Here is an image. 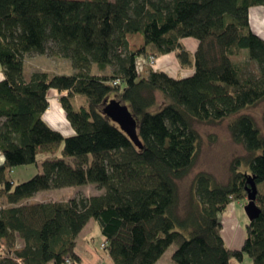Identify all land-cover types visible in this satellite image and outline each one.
Returning a JSON list of instances; mask_svg holds the SVG:
<instances>
[{"label":"trees","instance_id":"1","mask_svg":"<svg viewBox=\"0 0 264 264\" xmlns=\"http://www.w3.org/2000/svg\"><path fill=\"white\" fill-rule=\"evenodd\" d=\"M257 7L264 0H0V264H77L76 239L91 220L113 264H156L171 245L172 264H242L245 256L264 264V135L241 114L264 101V39L249 17ZM137 35L144 44L132 50L128 37ZM185 39L198 42L193 55ZM171 53L193 73L175 78L150 66ZM48 54L70 61L72 73L25 78V58ZM50 91L61 94L69 136L44 119ZM113 93L136 120L141 149L102 113ZM76 96L86 99L78 110ZM231 117L232 139L247 157L231 165L225 185L197 174L181 209L178 181L200 140L194 124ZM39 152L49 155L41 172L15 185L11 171L36 164ZM249 176L261 212L232 249L221 216L247 198ZM85 185L101 193L32 201Z\"/></svg>","mask_w":264,"mask_h":264},{"label":"rangeland","instance_id":"2","mask_svg":"<svg viewBox=\"0 0 264 264\" xmlns=\"http://www.w3.org/2000/svg\"><path fill=\"white\" fill-rule=\"evenodd\" d=\"M253 26L256 27V29L261 28L257 24ZM253 26L251 28L252 30H253ZM263 37H264V33H263ZM128 41H129L130 49L132 50L139 49L144 44L143 39L140 35L129 36ZM157 59H155V63H157L156 62ZM234 60L237 64L240 65L246 64V51L240 53V55H238ZM165 64L166 66H168V68H170V70L166 69L165 73L168 72L167 74L172 77H174L176 73H178L179 77L181 76L182 72H179L180 68L177 66L178 64L175 60L173 61V63H171V60L167 59ZM182 70L185 71L184 69ZM35 72H48L50 74L67 75L72 73V67L70 61L66 59H62L60 57H52L49 54L27 56L24 61L25 78L28 79L30 75ZM94 72L99 73L96 68H94ZM156 95H157L158 104H161L162 103L161 96L159 94ZM49 96H50L49 99L51 100L50 105L52 106L53 102L57 104L59 108L58 113L60 114V116L59 114H56L54 110H50L47 115L48 116L47 119L49 120V117H51L52 119L55 118L54 121L58 120V124L56 125L57 130H59V132H61L65 137L71 135L72 133L71 128L65 119V115L63 114L64 112L61 113L60 111L61 108H60L59 98L61 94H59L58 92L56 93L55 91L50 93ZM118 98H119L118 94L113 93L109 96V98H107V100L108 101L112 99L117 100ZM85 104H86V99L82 96H76L72 101V106L75 110H78L81 106H84ZM263 113H264V101L244 110L241 114L251 116L254 119L256 126L260 129V131L264 135V127L262 121ZM234 118L235 117L227 118L225 120L213 124H207V123L194 124V129L199 134L200 140H199L197 156L192 169L184 179L178 181L181 209H183L188 202V199L191 194L192 183L197 174L206 173L212 176L213 179L216 181V183L225 185L227 184L230 178L231 165L236 160H240L241 162H244V159L247 157V153L245 152L243 147L239 144H236L233 141L231 133L229 131V123ZM62 152H63V144H61L58 148L56 154L58 158H62L63 156ZM47 157H49L47 153L39 152L37 155L36 164L19 166L14 168L9 174V179L15 185L28 181L36 174L41 172L42 162ZM240 170L241 171L246 170L244 165L240 167ZM100 193L101 191H99L94 185H85L81 187H70L60 190L43 191L38 193L32 201L34 202L68 201L69 199H73L78 195L89 197L93 195H98ZM246 204H247V198L244 201L233 202L228 206L226 212L221 216V222L223 227L222 235L226 242V245L229 244L233 247L238 246L240 245L242 239L244 240L245 238V228L249 222L244 211V207ZM176 248H177L176 245H171L166 250L163 257L160 259L161 261L159 262V264H172V255L176 250ZM249 263H250L249 258L245 256L242 264H249ZM233 264H237V263L233 262Z\"/></svg>","mask_w":264,"mask_h":264},{"label":"crops","instance_id":"3","mask_svg":"<svg viewBox=\"0 0 264 264\" xmlns=\"http://www.w3.org/2000/svg\"><path fill=\"white\" fill-rule=\"evenodd\" d=\"M249 17H250L251 28L255 24H257L258 26L261 27L260 29H256V27L253 26V30H252L253 33L256 34L257 36H259L260 38L264 39V37H263V33H264V8H262V7L252 8L250 10ZM182 44L191 55H193L195 53L197 46H198V42L195 40H192V39H185L182 41ZM167 59L171 60V63H173V61L175 60L178 64L177 66L181 69V70L179 69V72H182L181 76L179 77L178 73L175 72L176 74L174 77H176V78L177 77L178 78L187 77L193 73L192 68H181L179 66V63H178L177 58H176L174 53L159 57L156 61L157 63H155L156 65L153 67V69L155 71H163V72H165L166 69L170 70V68H168V66H166V64H165ZM182 69H184L185 71H183ZM2 79H3V76L1 74V67H0V81ZM52 92H55V91H50L49 95ZM49 95H48V98L50 97ZM50 101L51 100L49 99V104H50ZM50 107H51V109L49 108V110L46 112L44 119L53 129L57 130L56 125L58 124V120L54 121L55 118L52 119L51 117H49V120H48L47 115H48L50 110H54L56 112V114H59L58 113L59 108H58L57 104H55V102H53L52 106L50 105ZM60 108H61V105H60ZM60 111H61V113H63L62 108L60 109ZM59 116H60V114H59ZM71 132L73 133L72 130H71ZM3 163H4V159L0 155V165H2ZM242 243H243V239H242L240 245H238V246L233 247L229 244H227V245L230 248L233 247L234 249H239L240 246L242 245ZM17 245L21 247L22 242L18 241ZM102 245H103V237L100 233V230L97 227V225L95 224V222L91 220L85 226V228L81 231V233L78 235V237L76 239V247H75L74 252H75L76 256L80 259L79 263H77V264H113L111 258L105 253ZM160 261L161 260H159L156 264H159Z\"/></svg>","mask_w":264,"mask_h":264},{"label":"water","instance_id":"4","mask_svg":"<svg viewBox=\"0 0 264 264\" xmlns=\"http://www.w3.org/2000/svg\"><path fill=\"white\" fill-rule=\"evenodd\" d=\"M102 113L115 123L138 148H142L137 134V122L127 105L114 99L109 101L106 100ZM247 184V204L244 207V211L249 222H252L259 217L261 211L256 204L258 189L254 183L253 177H248Z\"/></svg>","mask_w":264,"mask_h":264},{"label":"built area","instance_id":"5","mask_svg":"<svg viewBox=\"0 0 264 264\" xmlns=\"http://www.w3.org/2000/svg\"><path fill=\"white\" fill-rule=\"evenodd\" d=\"M149 64H150V66L154 67L153 65H155V60H154V59H151V60L149 61ZM66 263H67V264H70V261H69V260H66Z\"/></svg>","mask_w":264,"mask_h":264}]
</instances>
